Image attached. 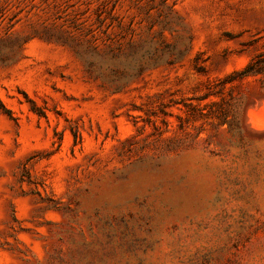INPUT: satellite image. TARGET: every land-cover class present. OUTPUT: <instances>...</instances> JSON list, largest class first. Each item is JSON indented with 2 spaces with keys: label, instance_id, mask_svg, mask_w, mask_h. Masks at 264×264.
Instances as JSON below:
<instances>
[{
  "label": "rangeland",
  "instance_id": "1",
  "mask_svg": "<svg viewBox=\"0 0 264 264\" xmlns=\"http://www.w3.org/2000/svg\"><path fill=\"white\" fill-rule=\"evenodd\" d=\"M257 54L264 0H0V264H264V73L185 105Z\"/></svg>",
  "mask_w": 264,
  "mask_h": 264
},
{
  "label": "trees",
  "instance_id": "2",
  "mask_svg": "<svg viewBox=\"0 0 264 264\" xmlns=\"http://www.w3.org/2000/svg\"><path fill=\"white\" fill-rule=\"evenodd\" d=\"M261 56L262 54L254 56L242 69L233 70L210 80L208 83V91L205 94L196 97L199 101L198 103L190 102L185 104L189 111V116L187 117L188 121L190 118L214 117L217 119L218 125L233 122V119L231 120V118L239 116L240 112L243 110L244 103L242 98L232 95L231 92H229L230 96H228L226 92L232 90L233 87H235L236 82L242 81L251 75L264 73V64H262ZM211 95L219 96L220 99L212 101L209 105L214 108L205 112L204 109L207 104L205 106L201 105L200 101ZM0 105L5 111L10 112L1 100ZM179 118L183 123L181 124V128H183L185 121H183L181 116Z\"/></svg>",
  "mask_w": 264,
  "mask_h": 264
},
{
  "label": "water",
  "instance_id": "3",
  "mask_svg": "<svg viewBox=\"0 0 264 264\" xmlns=\"http://www.w3.org/2000/svg\"><path fill=\"white\" fill-rule=\"evenodd\" d=\"M252 110H253L256 114H260V109L252 108Z\"/></svg>",
  "mask_w": 264,
  "mask_h": 264
}]
</instances>
